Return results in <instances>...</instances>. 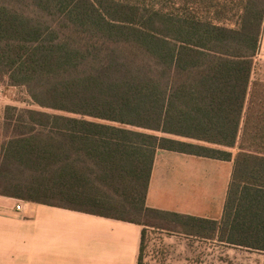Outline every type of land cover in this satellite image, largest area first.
Returning a JSON list of instances; mask_svg holds the SVG:
<instances>
[{
    "label": "trees",
    "instance_id": "1",
    "mask_svg": "<svg viewBox=\"0 0 264 264\" xmlns=\"http://www.w3.org/2000/svg\"><path fill=\"white\" fill-rule=\"evenodd\" d=\"M263 26L264 0H0V80L38 108L4 109L0 196L138 225V264L157 221L264 255ZM158 150L232 161L219 221L146 205Z\"/></svg>",
    "mask_w": 264,
    "mask_h": 264
},
{
    "label": "crops",
    "instance_id": "2",
    "mask_svg": "<svg viewBox=\"0 0 264 264\" xmlns=\"http://www.w3.org/2000/svg\"><path fill=\"white\" fill-rule=\"evenodd\" d=\"M260 49L264 53V26ZM232 167V161L158 150L146 205L219 221ZM141 231L131 223L0 196V264H138Z\"/></svg>",
    "mask_w": 264,
    "mask_h": 264
},
{
    "label": "rangeland",
    "instance_id": "3",
    "mask_svg": "<svg viewBox=\"0 0 264 264\" xmlns=\"http://www.w3.org/2000/svg\"><path fill=\"white\" fill-rule=\"evenodd\" d=\"M148 1V0H147ZM255 77L264 79V53L256 58ZM7 106L38 109L24 87L9 86L0 80V145L3 141L2 123ZM160 228H146L142 264H264V255L225 246L215 240H205L182 234L173 225L157 221ZM164 227V228H163ZM169 227V229H168ZM172 227V228H170Z\"/></svg>",
    "mask_w": 264,
    "mask_h": 264
},
{
    "label": "built area",
    "instance_id": "4",
    "mask_svg": "<svg viewBox=\"0 0 264 264\" xmlns=\"http://www.w3.org/2000/svg\"><path fill=\"white\" fill-rule=\"evenodd\" d=\"M16 210H20L21 209V206L20 205H16Z\"/></svg>",
    "mask_w": 264,
    "mask_h": 264
}]
</instances>
